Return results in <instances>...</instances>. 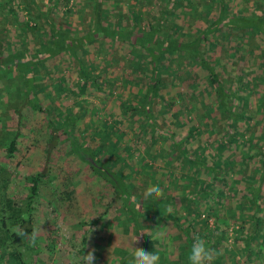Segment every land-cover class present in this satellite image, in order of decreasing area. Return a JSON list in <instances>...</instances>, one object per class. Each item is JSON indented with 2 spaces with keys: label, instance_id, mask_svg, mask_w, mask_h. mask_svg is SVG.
<instances>
[{
  "label": "trees",
  "instance_id": "16d2710c",
  "mask_svg": "<svg viewBox=\"0 0 264 264\" xmlns=\"http://www.w3.org/2000/svg\"><path fill=\"white\" fill-rule=\"evenodd\" d=\"M148 1L153 3L155 0ZM93 2V23L83 36L73 38L69 31L59 29L54 18L50 15L52 9L60 1L55 0L45 12L35 0H0V14H8L7 19L3 18L2 20L6 24H19L21 33H23L21 37L36 38L37 46H39H29L27 42L25 46L18 44L15 47L8 42L6 37L0 36V86L2 82H5L4 89L6 91L16 90L19 94L18 99L11 100L8 104L10 106L7 105L12 111V118H14L17 128L15 136L4 146L3 156L8 160H19L18 141L24 129L34 134L35 139L31 140L33 144L31 143L30 147L36 148L42 145L44 161L47 158L44 167L42 165L37 171L22 177V186L24 185L23 188L26 192L19 194L18 199H16L14 192L7 194L5 187L9 183V177L5 176L6 170L0 167V264H27L20 248L21 246L27 247L29 242L26 237L19 234L18 229L23 228L29 234L35 229L33 205L40 197L42 190L50 192V199L56 197L59 180L63 177L64 182L67 183L65 196H71L67 190L73 186L71 184L73 181L72 165L69 167L52 166L53 159H49L53 156L52 153L60 147L62 141L65 145L68 144L78 160L83 163L84 170L92 171L96 181L102 182L101 185H103L105 193L98 198L99 200L103 199V203L99 202V205L104 207L101 218L109 217L111 219L107 218V223L114 224L116 218H113L112 210L116 206L117 208L121 206L123 210L129 213L131 226L142 237L138 245L139 248L156 253H158L157 249L174 251L175 248H172L170 241H178L182 244L174 252L176 260H172V264H188L187 254L193 243V237L200 235L206 239L208 246L215 252V259L217 260L212 261L211 264H227L228 262L221 261L222 255L219 252V245L224 239V235L218 231V228L211 230L208 221L211 215L216 216L215 213L218 212V208H221L222 200L225 197L223 191L216 187L224 185L226 174L234 166L231 167V164L227 162L222 164L220 155L209 161L206 156L199 152L197 146H195L196 149L193 147V140L196 141V144H198L199 139L202 142V133L195 126L188 128L184 137L177 140L172 131L166 129L167 125L166 127L163 125L164 122L156 121L158 118L154 114L156 111L153 110V106L159 105L160 111L156 113L164 114V111L176 106V103L183 105V102L186 101L184 92H179L178 95L172 90V84H169L171 79L167 74L161 72L165 66L164 61L174 54L181 60L194 59L197 54L200 56L198 59L199 67L207 72L210 93L215 97L214 102L208 103L206 107H200L190 99L192 108L188 107L189 104L184 105L185 118L182 124L179 123L177 117L183 115L173 116L176 125L188 126V123L197 117L194 109L204 108V116L205 114L210 115V111L219 112L223 124L225 123L235 131L237 124L230 121L231 119L241 120L244 111L238 113L231 111L228 101L232 96L234 100H237V93L233 92L230 95L223 93L224 86L218 79L216 67L205 60L203 51L201 52L198 48L203 38V31L198 29V41L188 46V42H181L175 38L177 32L174 28L165 27L161 22V20L167 21L172 13L167 2L173 5V9H179L184 7H182L185 4L184 0H160L158 6L162 10L161 17L155 24L144 25L142 22L143 14L141 12L134 13L131 9L132 25L130 27H128L129 13L124 14L128 18L126 25H121L123 17H119L118 21L115 22L116 25L106 24L107 20L104 16H107L108 11L102 9L103 0H94ZM113 3L118 5L121 0H113ZM216 3L223 11L222 0H208L204 6L209 7ZM116 12L117 14L122 13L119 8H116ZM24 14L26 15L25 20ZM191 15H199L196 8L184 13V16L188 18ZM205 17L207 18V15ZM41 19L47 24L50 31L47 38L39 36L38 30ZM139 24H143V30L147 32L139 29ZM237 24H239L237 20L227 18L223 12H220L217 19L211 21L208 29L216 31L219 26H233L234 28L238 27ZM246 24L249 27L256 24V31L264 35V21L259 22L255 18L253 21L247 20ZM120 28L123 31H120ZM2 29L6 30L4 26ZM4 30H2L3 33ZM2 32L0 35L3 34ZM118 34H121L120 38H118ZM188 36L191 37V35ZM104 37L110 38V44L126 42L127 45H130L129 55L131 59H129L130 63L127 67L131 68L129 75L131 78H128V75L124 77L123 66L116 75L111 74L112 68L107 67L95 74L91 70L93 64L83 60L82 56L88 54L90 45L92 46L94 42H98ZM78 51L80 54L77 56ZM63 52L68 53L77 62V82L72 83L66 75H53L51 77L54 72L50 73L45 66L47 58H53ZM103 54L106 55L107 53L104 52ZM45 55L47 56L45 57ZM42 70L45 72L40 73ZM43 75L47 77V80H50L47 86H52L56 92V97H60V101L70 100V98L74 101L89 88V93L97 90L102 95L101 98H106L105 101L108 102V99L114 97L113 94L120 88V94L124 95L119 96L118 100L112 101L113 104L111 102L112 105L107 106L104 110V115L109 116L113 120V124L100 138L101 141L95 135L87 136L88 125L86 122L88 121L87 123L93 126L96 123L97 112L92 110L93 104H87V107H83V105L72 114L67 109L66 112L64 109L61 110L59 108L61 106L48 107L47 103H52V100L48 99L45 102L41 99L39 101L37 98L38 90H45L47 86L42 84L37 88L36 81L41 82ZM17 76H20L24 85L23 92L19 91L18 83H16ZM119 81L122 82L119 83ZM11 82L14 84H10ZM25 105L29 108L27 109L29 113L23 111ZM218 108L220 110H217ZM30 113L40 117V125H37L33 120L34 116ZM81 117H88V120L83 122L80 120ZM125 118L131 122L133 137H128L122 129L118 128L124 123ZM97 123L99 126H107L105 121H97ZM234 131L232 133L225 132L221 143L223 146L231 147L233 140H235ZM262 136L264 138V135ZM157 140H167L163 144L168 143V148L158 152L156 150ZM138 144L144 147V153L138 152ZM103 152L107 153L105 158L100 156ZM133 153H136L135 157ZM255 153L257 157L263 159L264 164V145L259 152L256 151ZM159 157L165 160L164 163L168 168H171L173 162L176 164V168L180 166L182 173L179 174L178 172L176 176L172 171L163 170L162 177L158 178L156 176L157 169L152 167L151 163H147L146 160L157 162ZM249 159L251 158L249 157ZM207 161L210 162L209 165ZM183 171L186 172L183 173ZM262 171L264 179V169ZM205 173L210 176L209 181L202 179L201 176ZM220 173H223L222 177L217 176ZM251 178L253 177L251 176ZM240 180L238 179L233 184H237ZM150 184L159 185L162 188L164 193L162 198L155 200L143 198L144 189ZM178 190H180V195L176 196ZM24 195L26 199L23 201L21 198ZM129 205L137 206L141 213L133 214L134 212H131L132 208ZM128 207L130 211H127ZM232 211L234 212V209ZM140 214L145 216H143L144 220L143 217L140 218ZM158 214L161 217L159 222L155 221L159 217ZM141 220H143L142 224L148 221L152 223L151 226H148V233H145L144 229L142 230ZM96 221L99 222V220ZM91 223L94 221H89L88 225L90 226ZM158 239H163L164 244ZM158 254L160 258L164 255L162 252Z\"/></svg>",
  "mask_w": 264,
  "mask_h": 264
},
{
  "label": "rangeland",
  "instance_id": "374dc122",
  "mask_svg": "<svg viewBox=\"0 0 264 264\" xmlns=\"http://www.w3.org/2000/svg\"><path fill=\"white\" fill-rule=\"evenodd\" d=\"M35 1L45 11L55 0ZM58 1L60 3L50 13L55 20V24L58 25L59 29L69 31L70 36L73 38L83 36L84 32L93 23L94 0ZM159 1L155 0L152 3L148 0H121V3L116 5L113 0H103L102 9L108 11L107 16H104L107 20L106 24L116 25L115 22L118 21L119 17H123L121 25H126L128 18L124 14L129 13L128 15H130L131 9L134 13L141 12L143 14L142 22L144 25L155 24L161 17L162 10L158 6ZM184 2L186 5H182L184 7L179 9H173V5L167 2L172 13L167 21L161 20V22L165 27L174 28L175 32L179 33L178 35L176 33L175 38H178L181 42H188L189 44L185 43L188 46L198 41L197 30L203 31L202 36L205 39H201L198 48L201 52L203 51L205 60L216 67L218 79L224 86L223 93L228 95L233 92L237 93V100H234L232 96L228 102L231 111L237 113L244 111L242 112L243 118L241 120L231 119V123L237 124V129L234 131L233 128H229L225 123L223 124L219 112L214 111L213 113L210 111V115L205 114L204 116V108H195L196 119L189 120L188 126L176 125L173 116L183 115L177 117L179 123L182 124L185 118L184 105L189 104L188 107L192 108L190 99L200 107H206L208 103L214 102L215 97L210 93L207 72L199 67L198 59L200 56L197 54L198 57L196 56L194 59L181 60L174 54L164 61L165 66L161 72L167 74L171 79L169 84H172V90L177 92L178 95L179 92H184L186 101L183 102V105L176 103V106L170 107L167 111H164V114L156 113L160 111V108L159 105H154L153 110L156 111L154 114L158 118L156 121L159 123L164 122L163 125L165 127L167 125L166 129L171 130L177 140L184 137L185 132L191 126L197 127L202 133V142L199 139L198 144H196V141L193 140V147L197 146L199 152L206 156L209 161L220 155L222 164L227 162L231 164V167L234 166L226 174L224 185L216 187L223 191L225 197L222 200L221 208H218V212L215 213L216 216L213 214L209 217V227L211 230L218 228V231L224 235V239L221 240L219 245L222 262H228L227 264H264V179L262 177L264 164L263 159L257 157L255 153L256 151L259 152L264 145L262 136L264 135V35L256 31V24L251 27L246 24L247 20L253 21L255 18L259 22L264 21V0H222L223 11L220 10L217 3L205 7L204 4L208 0H184ZM116 8H119L122 13H118V15ZM192 8H196L199 15H191L189 18L184 16V13L190 9L192 10ZM220 12H223L227 18L237 20L239 22L238 27L219 26L216 31L208 29L211 21L217 19ZM25 16L24 14V20ZM7 17L8 14H0V33L4 30L2 29L3 26L8 30H4V33L2 32L3 34L0 35L1 37H6L8 42L15 47L18 44L19 46H25L27 42L29 46L39 47L36 38L32 39L28 36V39H26L21 37L23 33H21L19 24H6L2 20L3 18L7 19ZM39 23V36L47 38L50 33L47 24L42 19ZM143 24H139L138 27L143 32H147L143 30ZM131 25L130 15L128 27ZM120 31H123V29L120 28ZM121 34H118V38ZM188 35H191L192 38ZM88 51V54H84L82 57L86 62L89 61L93 64L91 70L95 74L107 67L112 68L111 74L116 75L123 66L124 77L128 75V78H131L129 76L131 68L127 67L130 63L129 59H131L129 55L131 47L126 42L110 44V38L104 37L99 39L98 42H94L92 46L90 45ZM104 52L107 54L104 55ZM79 54L80 51L76 53L77 56ZM76 64L77 62L68 53L63 52L53 58H47L45 66L50 73L54 72L51 77L53 75H66L74 83L78 80ZM44 72L43 70L40 71V73ZM42 78L41 82L36 81L37 88L42 84L44 86L49 84L50 80H47V77L43 75ZM17 79L16 83H18L19 91L23 92L24 85L20 80V76H17ZM121 82L119 81V83ZM10 84L14 83L11 82ZM4 87L5 82H2L0 86V167L6 170L5 176L9 177V183L5 187L7 194L8 192H14L16 199H18L19 194H25L26 192L23 188L24 185L22 186V177L37 171L42 165L44 167L47 158L44 161L42 145L36 148L30 147L31 140L35 139L34 134L24 129L18 141L19 160L12 161L3 156L4 146L15 136L17 128L14 118H12V111L7 105L10 104L11 100L19 97L18 91H6ZM89 92L88 88L84 94L81 93L74 101L71 98L70 100L60 101V97H56V92L50 85L45 90H38L37 98L39 101L43 99L45 102L48 99L52 100V103H47L48 107L61 106L59 107L61 110L64 109L66 112L67 109L72 114L77 112L83 105V107H87V104H93L92 110L97 112L94 126L87 123L88 117H81L80 120L87 121V136L95 135L101 141L100 138L113 124V120L104 115V110L107 106L113 104L112 101L118 100L119 96L124 94H120L119 88L113 94L114 97L109 98L107 102L105 101L106 98H101L102 95L97 90L92 93ZM111 102L112 104H110ZM25 106L23 111L29 113L27 111L29 108L27 105ZM31 115L34 116L33 120L37 125H40V117L34 114ZM97 121H105L107 126H99ZM131 126V122L125 118L124 123L118 128L122 129L128 137H133V127ZM227 131L229 133L235 132V140L229 148L221 144ZM166 141L157 140L156 150L158 152L168 148V143L163 144ZM138 152H145L144 147L139 144ZM135 154L133 153L134 157ZM52 155L49 157L50 160L53 159L52 166L69 167V165H72L73 181H71V184L73 186L67 190L71 196H65L67 183L64 182L63 177L59 180L56 197L50 199V192L42 190L40 197L33 205L34 228L39 227L41 232L34 247L30 244L27 247L21 246L20 250L25 262L27 264H70L73 255L82 258L88 251L95 249L96 259L93 264H129L131 245L138 247L141 241L140 238H142L131 226L129 213L123 210L121 206L118 208L116 206L112 210V216L114 219L116 218L115 223H107L109 217L101 218L104 207L99 205V202L103 203V199H98L105 193V189L101 185L102 182L96 181L92 171L84 170L83 163L78 160L68 144L65 145L63 141ZM100 156L105 158L107 153L103 152ZM209 161H207L208 165L210 164ZM146 162L151 163L152 167L157 169L156 176L158 178L162 177L163 170L172 171L176 176L178 172L179 174L182 173L180 166L176 168L174 162L171 164V168H168L164 163L165 160H162L161 157L157 162H150L149 159ZM188 171L190 172V169ZM185 172L183 171V173ZM222 175L223 173H220L217 176L222 177ZM201 177L205 181L211 179L206 173ZM238 179L241 180L237 184H233ZM179 191L176 192V196L180 195ZM21 199L24 201L26 199L25 195ZM129 206L132 208L131 212H134L133 214L141 213L137 206ZM127 211H130L129 207ZM230 211H232L231 214ZM143 216L140 214V218ZM96 220H99V222ZM143 220H141L142 230L144 229L145 233H148V226L152 223L148 221L143 223V226ZM89 221H94V223L89 226ZM155 221H161V217L159 216ZM88 227L90 228L88 229ZM126 228H129V231ZM90 230L91 232H89ZM135 240L136 242H133ZM158 241L162 244L165 242L163 239H158ZM181 244V242L173 240L170 241V245L175 248L174 251L157 249L158 253H164L160 264H172L176 260L174 252ZM228 257L230 258L228 259ZM216 260L214 258L213 262Z\"/></svg>",
  "mask_w": 264,
  "mask_h": 264
},
{
  "label": "clouds",
  "instance_id": "9594fccd",
  "mask_svg": "<svg viewBox=\"0 0 264 264\" xmlns=\"http://www.w3.org/2000/svg\"><path fill=\"white\" fill-rule=\"evenodd\" d=\"M163 195V190L159 185H149L143 192L144 199H160ZM18 231L21 236L28 239L29 244L33 247L36 245V240L41 232L39 227L33 229L30 234L26 233L23 228L18 229ZM136 240L133 242H136ZM131 248L129 264H160L161 258L158 253L149 252L143 248L133 247L132 245ZM94 253L95 249H92L86 255H83L82 258L73 255L70 264H93L96 259ZM214 258L215 252L208 246V242L202 236L195 235L187 254L188 264H211Z\"/></svg>",
  "mask_w": 264,
  "mask_h": 264
}]
</instances>
